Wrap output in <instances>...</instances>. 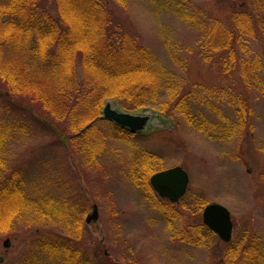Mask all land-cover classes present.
<instances>
[{
    "label": "rangeland",
    "instance_id": "374dc122",
    "mask_svg": "<svg viewBox=\"0 0 264 264\" xmlns=\"http://www.w3.org/2000/svg\"><path fill=\"white\" fill-rule=\"evenodd\" d=\"M101 1L173 73L181 91L189 94L194 116L202 114L210 123L208 132L153 108L127 112L111 98L104 104L148 116L147 127L125 143L111 137L112 128L101 114L96 133L81 134L72 146L70 130L59 136L61 123L27 97L16 99L0 88L1 119L16 130L1 149L0 187L13 180L24 194L20 199L13 192L0 204V211L14 215L8 229L0 230V264H58L57 255L48 257L40 247L43 241L57 240L69 245L70 254L78 253L77 264H226L228 244L215 233L209 241L199 234L195 245L184 240L187 231L204 226L203 207L197 212L195 200L226 207L233 225L231 243L250 249L257 245L264 254V16L252 6L254 0L243 8L242 0H124L122 7ZM46 6L56 19L55 4ZM234 11L242 15L244 30L235 33L239 38L230 52H210L203 43L205 33L211 26H229L236 19ZM3 58L25 64L31 76L40 74L25 50L10 47ZM5 95L11 100L6 102ZM240 95L249 104L245 124H239L234 111ZM7 103L10 109L5 110ZM96 139L103 146L95 158L88 150L79 153L82 141L87 145ZM142 151L160 157V171L180 166L187 172V191L173 205L177 218L171 227L158 210L168 201L136 187L129 176L131 160ZM94 205L98 219L87 224ZM62 210L67 214L61 220Z\"/></svg>",
    "mask_w": 264,
    "mask_h": 264
},
{
    "label": "trees",
    "instance_id": "16d2710c",
    "mask_svg": "<svg viewBox=\"0 0 264 264\" xmlns=\"http://www.w3.org/2000/svg\"><path fill=\"white\" fill-rule=\"evenodd\" d=\"M113 1L121 7L125 5L124 0ZM247 1L242 0L239 6L245 7ZM48 2L56 6V19L48 14ZM252 6L264 16V3L254 0ZM234 7V4L230 5L231 10ZM238 12L234 11V14ZM241 16L240 13L237 14L229 26L215 25L209 28L203 37V43L210 52L231 51L233 43L239 38L234 37L235 33L245 28L244 22L239 21ZM247 19L249 22V17ZM247 27V30H251L252 22H249ZM137 40L136 35L126 30L123 24L106 10L101 0H0V88L16 99L27 97L53 120L61 123L62 128L56 127L59 136L62 132L70 130L69 141L72 146H75L76 139L82 136L81 134L91 136L96 133L94 125L102 122L99 117L104 103L111 98L118 100L127 112L153 108L167 115L180 116L197 131L208 132L207 124L210 123L202 114L194 116L189 94L181 91L174 81L173 73L161 65ZM10 47L17 51H27L36 61L40 74L31 76L25 64L21 66L19 61H6L3 56ZM77 65L81 70L80 80L76 77ZM244 69L246 71L248 68L244 66ZM1 97L6 102L10 99L6 95ZM235 99V116L239 124H245L249 120L247 98L240 95ZM9 104L5 106V110L10 109ZM103 121L110 124L112 138L131 143L135 133H130L107 120ZM85 125L87 127L78 134ZM14 128L4 122L0 115V160L2 147L16 134ZM213 129L214 126L210 127L209 131ZM101 141L102 139H96L87 145L86 140L82 141L80 147H77L79 153L85 154L88 150V156L95 158V155L101 152ZM131 161L133 166L129 176L132 182L136 187H146L148 192L154 193L149 178L160 171V157L155 153L142 151L136 153ZM16 188L13 180L1 186L0 204L2 199H7L13 192L20 193L21 199L24 194ZM173 205L167 202L158 207L169 227L177 218ZM192 206L199 212L205 202L195 200ZM8 214L0 211L1 231L8 229L14 216ZM66 214L62 210L58 215L62 220ZM73 223L76 236L80 225L77 219ZM185 234V242L195 245L199 243V234L202 240L209 241L213 233L204 226H197ZM250 244L252 247L254 241L251 240ZM40 247L48 257L57 255L58 264H77L80 259L77 252L70 254L72 249L66 242L61 244L58 240L43 241ZM262 252L257 245L250 249L243 248L240 243L230 242L226 264H264ZM90 261L82 264L95 262Z\"/></svg>",
    "mask_w": 264,
    "mask_h": 264
},
{
    "label": "water",
    "instance_id": "95a60500",
    "mask_svg": "<svg viewBox=\"0 0 264 264\" xmlns=\"http://www.w3.org/2000/svg\"><path fill=\"white\" fill-rule=\"evenodd\" d=\"M102 118L130 132H140L144 130L149 123V117L146 115H132L126 112L113 110L109 104L104 105ZM149 182L152 189L160 198L167 199L171 203H177L186 193L189 178L187 172L183 168L174 166L153 174ZM97 219V206L94 205L92 207V213L87 215L85 222L89 224ZM202 223L224 243H228L231 240L232 222L230 213L223 205L217 203L207 204L202 210ZM7 245L8 241L4 243V246Z\"/></svg>",
    "mask_w": 264,
    "mask_h": 264
},
{
    "label": "flooded vegetation",
    "instance_id": "af4514ba",
    "mask_svg": "<svg viewBox=\"0 0 264 264\" xmlns=\"http://www.w3.org/2000/svg\"><path fill=\"white\" fill-rule=\"evenodd\" d=\"M1 261H2V259H1ZM1 261H0V262H1Z\"/></svg>",
    "mask_w": 264,
    "mask_h": 264
}]
</instances>
